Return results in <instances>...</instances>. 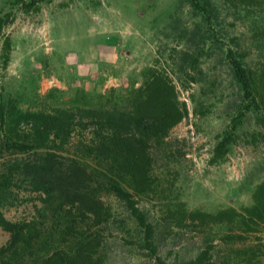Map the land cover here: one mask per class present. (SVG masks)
<instances>
[{
    "label": "rangeland",
    "instance_id": "1",
    "mask_svg": "<svg viewBox=\"0 0 264 264\" xmlns=\"http://www.w3.org/2000/svg\"><path fill=\"white\" fill-rule=\"evenodd\" d=\"M210 3L207 23L187 0H46L27 11L15 0H0L2 14L9 13L0 34V105L14 99L22 110L50 111L93 105L97 95L105 107L123 105L128 91L154 66L170 78L187 110L167 136L150 142L151 186L133 194L151 224L154 250L103 178L90 181L97 187L102 219L89 212L82 217L69 204L60 209L53 203L44 212V195L30 191L15 172L8 175L14 160L31 154L0 152V183L4 174L9 177L0 192V212L12 222H35L39 230L23 250L26 264L80 248L89 260L85 264H156L157 258L184 264L207 247L209 260L199 264H264V223L256 233L225 243L224 235L237 224L217 225L191 215L248 206L264 180L260 101L256 108L244 99L228 59L231 51L260 89L264 0ZM6 38L10 51L2 67ZM226 130L233 132V141L224 157L212 162ZM9 240L0 226V247Z\"/></svg>",
    "mask_w": 264,
    "mask_h": 264
},
{
    "label": "trees",
    "instance_id": "2",
    "mask_svg": "<svg viewBox=\"0 0 264 264\" xmlns=\"http://www.w3.org/2000/svg\"><path fill=\"white\" fill-rule=\"evenodd\" d=\"M15 1L27 11L38 10L40 2L46 0ZM187 1L207 23L211 22L210 0ZM8 17L9 13L2 14L0 11V34L9 23ZM9 51L10 40L6 38L2 67L8 63ZM228 59L244 99L256 108H259L260 101L262 114L257 121L264 123V63L260 69L259 89L257 81L241 60L233 57L231 51L228 52ZM95 97L97 102L93 105L58 107L50 111L22 110L14 99H9L6 105H0V152L32 156L14 160L8 167V175L13 176L15 172L30 191L44 195V212L53 203L60 209L69 204L76 214L84 217L89 212L97 219H102L100 202L95 195L97 187L91 186L90 181L92 176L103 178L108 189L126 203L137 223L144 228L145 239L154 250L149 241L151 224L136 206L133 194L145 193L151 186L150 142L167 136L187 110L185 106L179 105L173 82L154 66L144 71L143 82L139 87L128 91L123 105L105 107L98 102L101 95ZM77 131L79 133L76 136ZM232 141L233 132L226 130L220 135L213 148L212 162L224 157ZM64 151L67 154L63 155ZM93 163L98 166L96 169L90 168ZM2 178L0 192L3 186L7 187L9 180L6 174ZM67 209V215H73ZM191 215L209 219L217 225L237 224V230L224 235L225 243L244 239V233H256L260 224L264 223V180L255 186L252 203L248 206L239 210L220 209L214 213L194 211ZM0 226L10 233L8 246L0 247V264H26L22 258L23 250L30 239L39 237L35 222H12L0 212ZM257 237L260 239V236ZM208 254L209 247L202 250L195 260L184 264L204 263L209 260ZM83 255L82 248L73 255L56 251L40 264H85L89 260H85ZM30 264H36L35 260ZM156 264L166 263L157 258Z\"/></svg>",
    "mask_w": 264,
    "mask_h": 264
}]
</instances>
